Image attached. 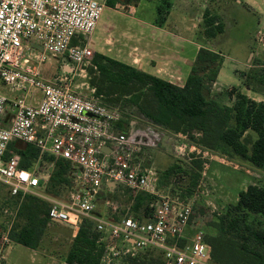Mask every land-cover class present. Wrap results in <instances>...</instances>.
<instances>
[{
	"label": "built area",
	"instance_id": "1",
	"mask_svg": "<svg viewBox=\"0 0 264 264\" xmlns=\"http://www.w3.org/2000/svg\"><path fill=\"white\" fill-rule=\"evenodd\" d=\"M104 9L97 0H0V185L21 202L28 195L48 202L51 223L75 233L84 219L93 220L104 246L101 264H123L148 249L159 250L164 264H213L204 231L189 233L195 225L194 200L160 195L159 169L140 158L159 147L166 129L137 115L124 131L119 108L82 96L67 77L51 81L41 74L39 67L51 57L71 64L67 73L93 66L89 39ZM2 88L19 95L11 98ZM9 108L13 118L6 125ZM14 141L39 151L32 169L21 167L17 152L7 155ZM197 147L202 160L213 153ZM59 159L71 164L72 183L67 200H50L44 194ZM125 192L155 197L153 215L140 220L128 213L111 219L98 214L101 200ZM4 243L11 244L8 234Z\"/></svg>",
	"mask_w": 264,
	"mask_h": 264
},
{
	"label": "trees",
	"instance_id": "2",
	"mask_svg": "<svg viewBox=\"0 0 264 264\" xmlns=\"http://www.w3.org/2000/svg\"><path fill=\"white\" fill-rule=\"evenodd\" d=\"M117 3L123 2L107 0L108 7H114ZM170 7L169 0H160L157 7L158 24L166 20ZM204 19L206 37L215 38L225 32V24L218 15L206 11ZM223 63L224 57L220 52L201 48L185 86L180 87L108 56L96 53L93 58L100 85L106 86L108 95L131 97L137 108V115L170 132L187 134L192 139L193 134L197 133V144L200 147L214 153L224 148L230 156L238 157L255 168L264 170V102H256L240 92L231 106L214 99L212 88L218 81ZM240 77L248 89L258 93L264 92L247 82L248 78L254 79L264 86L263 75L253 76L252 73L243 72ZM102 91L103 89L99 92ZM120 127L124 131L127 130L124 126ZM250 132L257 135L256 140L248 135ZM11 151L20 154L21 167L25 169H32L39 157V151L35 147L18 141L10 143L7 155ZM194 164L202 168V162ZM190 166L191 170H195L193 164ZM71 169L68 161L57 160L47 192L50 188L68 190L72 183ZM176 170L182 172L180 166ZM128 198L136 218L144 220L153 215L155 197L140 193L134 197L129 195ZM146 199L152 201L144 212L140 205ZM180 199L187 198L181 194ZM21 207L22 214L28 215L27 222L18 233H12L11 238L16 244L34 250L44 227L51 223L50 205L38 197L28 195L21 202ZM233 209L236 214L233 210H228L217 218L215 235L209 238L205 236L211 261L215 264H264V227L262 222L248 221L252 215L261 219L264 217V187H247L245 191L240 192L239 201ZM237 213L241 216H237ZM100 237L95 222L84 219L73 238L66 263L100 264L104 253V246L99 243ZM153 251L145 250L125 261H132L133 264H152L158 261L164 264L163 255L156 257ZM147 255L152 258L148 259Z\"/></svg>",
	"mask_w": 264,
	"mask_h": 264
},
{
	"label": "rangeland",
	"instance_id": "3",
	"mask_svg": "<svg viewBox=\"0 0 264 264\" xmlns=\"http://www.w3.org/2000/svg\"><path fill=\"white\" fill-rule=\"evenodd\" d=\"M97 1L105 4L99 33L108 35V41L113 44L119 33H121L120 25H122L123 21L127 17H135L137 15L134 12V7H137L140 3L144 5L147 1L151 4L150 7L156 6L157 8L160 0H125L123 3H117L114 7H108L107 0ZM212 14L215 15L213 12ZM198 31L197 36H199L200 32L202 33L201 30ZM244 31L241 35L236 32L232 34L228 44L224 45L226 57L222 65L221 81L216 87L212 88V97L222 104L224 102L228 103V101L233 103V99L240 92L236 88L224 89V82L227 85H232V82L237 80L234 73L236 67L242 68L245 63V66H250L245 73H252L253 76H264V59L260 60L252 57L250 61L245 62L243 58ZM256 61H259V63H256ZM67 66L71 67L72 65L62 58L51 57L41 64L39 69L41 74L48 80L53 81L61 76L67 77L74 90L82 96L99 98L102 103L109 107L119 108L124 118L120 126L127 128L129 122L138 113L132 98L108 95L106 86L100 85L99 73L94 65L76 67V70L71 73L66 72L68 70ZM247 82H251L255 88L264 91V86L256 80L248 78ZM102 89L103 91L100 93L99 91ZM259 94L264 95V92L261 91ZM174 134L176 133L170 135L172 139L164 147V149L169 150L170 154L162 150L154 156L155 163L153 165L161 168L159 170V178L161 176L160 195L168 196L170 199H180V195L183 194L187 199H180V201L185 202L193 199L195 209L193 220L195 225H193L189 233L195 232L196 229H201L204 231L206 238L212 237L217 232L216 226L218 223L216 221L219 216H223L228 210H233L234 214H236L233 207L238 202L235 200L244 188L250 185L264 187V170H261L263 173H259L261 176L258 178L252 170L255 168L254 166L238 157L230 156L224 148H221L218 152H213L206 160H202L200 158L201 155H198L195 150L198 145L197 139L199 138L197 133L193 134V139L187 134H185L187 139H184L183 136H174ZM248 135L253 140L257 139V135L253 132ZM190 158L193 161L189 162ZM195 162H202V168L197 167L194 164ZM203 162H207L208 165L205 169H203ZM190 164H193L196 171L191 170ZM178 166L182 168V172L179 171L180 173L176 172L178 171L176 170ZM125 193H123L125 195L108 196L106 200H101L98 214L110 219L114 216H125L127 213L134 217L128 194L127 192ZM44 195L50 200H67L68 198L67 189L60 190V188H50ZM151 201L146 199L142 202L140 205L142 211H146ZM20 204V200L11 197L8 190L0 185V249L5 250V258L1 260L0 264H67L66 257L71 248L75 232L62 224L51 223L48 226L46 225L34 250L20 246L12 240L11 234L14 232L18 233L27 222L28 215L26 213L22 214ZM115 208L119 211L118 214L113 213ZM237 216L241 215L237 213ZM248 221L262 222L261 224L264 227V219H261V217L252 215ZM7 234L11 240L10 245L3 244V237ZM153 252L154 256L160 255L162 257V253L159 250H154ZM147 258L152 257L147 255ZM125 262L123 264H133L132 261ZM211 263L215 264L214 262ZM152 264L160 263L154 261Z\"/></svg>",
	"mask_w": 264,
	"mask_h": 264
},
{
	"label": "crops",
	"instance_id": "4",
	"mask_svg": "<svg viewBox=\"0 0 264 264\" xmlns=\"http://www.w3.org/2000/svg\"><path fill=\"white\" fill-rule=\"evenodd\" d=\"M169 1L171 7L166 20L161 24L157 23L156 6L150 7L151 4L146 1L144 5L140 3L134 7V12L137 15L127 17L123 21L120 25L121 33L113 44L108 41V35L99 33L102 25L101 18L95 33L89 39L91 50L94 54L108 56L180 87L185 86L199 50L209 48L220 52L225 58L224 45L228 44V40L235 32L241 35L245 30L243 42L245 62L250 61L252 57L264 59V0ZM206 11L213 12L222 19L225 24L223 34L215 38L206 37L204 34ZM198 30L202 31L199 36H197ZM248 67L250 66H245V63L242 68L236 67L234 73L237 80L233 81L232 85H227L224 82V89L236 88L240 93L256 102H264V95L248 89L240 77V74L246 72ZM221 77L222 68L214 87L220 83ZM2 91L11 98L19 95L11 93L7 88H2ZM224 103L232 105L229 101ZM12 118L13 112L9 108L5 119L6 125ZM135 123L136 121L133 120L132 125ZM165 132L166 137L157 149L148 150L140 155L145 163L154 164V156L157 152L160 153L164 150L169 153V150L164 147L172 139L170 135L173 132L167 130ZM174 136H179V134H174ZM158 169L161 170V168ZM254 169L252 170L260 178L259 173L263 172L260 169ZM246 189L247 187L242 191ZM112 190L107 188L108 192ZM239 194L236 202L239 201Z\"/></svg>",
	"mask_w": 264,
	"mask_h": 264
},
{
	"label": "water",
	"instance_id": "5",
	"mask_svg": "<svg viewBox=\"0 0 264 264\" xmlns=\"http://www.w3.org/2000/svg\"><path fill=\"white\" fill-rule=\"evenodd\" d=\"M121 2H125V0H121ZM89 116H92L91 114H88ZM106 150H108V148H105Z\"/></svg>",
	"mask_w": 264,
	"mask_h": 264
}]
</instances>
